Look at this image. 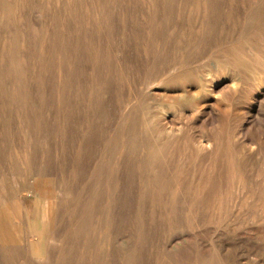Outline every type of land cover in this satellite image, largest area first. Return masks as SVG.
Segmentation results:
<instances>
[{
    "label": "rangeland",
    "instance_id": "obj_1",
    "mask_svg": "<svg viewBox=\"0 0 264 264\" xmlns=\"http://www.w3.org/2000/svg\"><path fill=\"white\" fill-rule=\"evenodd\" d=\"M0 264H264V0H0Z\"/></svg>",
    "mask_w": 264,
    "mask_h": 264
},
{
    "label": "bare ground",
    "instance_id": "obj_2",
    "mask_svg": "<svg viewBox=\"0 0 264 264\" xmlns=\"http://www.w3.org/2000/svg\"><path fill=\"white\" fill-rule=\"evenodd\" d=\"M50 213V212H49ZM46 217V216H45Z\"/></svg>",
    "mask_w": 264,
    "mask_h": 264
}]
</instances>
